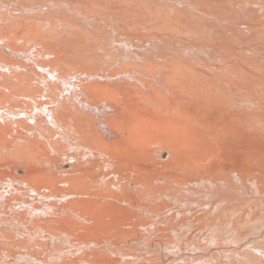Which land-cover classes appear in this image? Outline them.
Masks as SVG:
<instances>
[{"label": "bare ground", "instance_id": "obj_1", "mask_svg": "<svg viewBox=\"0 0 264 264\" xmlns=\"http://www.w3.org/2000/svg\"><path fill=\"white\" fill-rule=\"evenodd\" d=\"M0 264H264V0H0Z\"/></svg>", "mask_w": 264, "mask_h": 264}]
</instances>
